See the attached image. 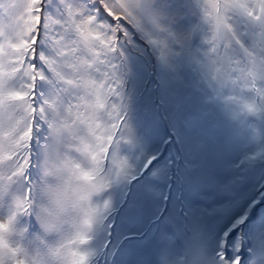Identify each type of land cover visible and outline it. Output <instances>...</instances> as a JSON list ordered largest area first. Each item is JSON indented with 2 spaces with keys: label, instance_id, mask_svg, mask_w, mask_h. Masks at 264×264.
Masks as SVG:
<instances>
[{
  "label": "snow or ice",
  "instance_id": "6c2138e0",
  "mask_svg": "<svg viewBox=\"0 0 264 264\" xmlns=\"http://www.w3.org/2000/svg\"><path fill=\"white\" fill-rule=\"evenodd\" d=\"M60 4L55 17L45 0H0V264H118L146 221L157 251L134 264H189L174 218L154 211L155 181L176 177L153 154L155 121L180 138L182 182L212 175L215 139L189 132L192 110L225 128L230 174L237 155L264 168V0ZM251 259L264 264V240Z\"/></svg>",
  "mask_w": 264,
  "mask_h": 264
},
{
  "label": "rangeland",
  "instance_id": "374dc122",
  "mask_svg": "<svg viewBox=\"0 0 264 264\" xmlns=\"http://www.w3.org/2000/svg\"><path fill=\"white\" fill-rule=\"evenodd\" d=\"M90 3L91 0H87L81 9L87 11ZM61 9L63 11V6ZM45 14L51 15L49 0H45ZM101 18L107 22L105 17ZM143 78L154 83L151 70H145ZM139 107V101L133 105L134 116L138 115ZM185 126L189 132L214 138L215 144L201 154V159L205 162L202 175L211 172V177H197L182 182V170L179 168L183 157L180 138L170 136L159 118L155 121L157 136L153 142V154L157 159L166 157L169 161H174L173 171L176 172V177L171 187L162 181H155V191L161 193V196L153 195L154 211L174 218L177 259L187 255L189 264H227V261L220 259L227 251L230 258L240 255L242 264H253L251 257L255 248L264 240V168L259 164L252 167L241 165L243 157L237 155L235 165H239L243 171H238L235 175L229 173L218 152L226 135L219 120L200 119L192 110L187 113ZM181 189L184 196L182 200H178L174 193ZM120 195L124 197L125 192ZM162 195H169L170 200L162 202ZM2 213L3 209H0V214ZM131 227L132 232L136 233L130 234L131 243L122 247L118 257H113L118 264H134L137 260L156 254L153 233L157 229L154 223L146 221L142 225L132 224ZM142 234H147L148 239H143Z\"/></svg>",
  "mask_w": 264,
  "mask_h": 264
},
{
  "label": "bare ground",
  "instance_id": "6f19581e",
  "mask_svg": "<svg viewBox=\"0 0 264 264\" xmlns=\"http://www.w3.org/2000/svg\"><path fill=\"white\" fill-rule=\"evenodd\" d=\"M67 4L72 5L74 8H79L81 9L83 3H86L87 0H65ZM61 5L60 0H51L50 2V9H51V15L55 17H59L61 14Z\"/></svg>",
  "mask_w": 264,
  "mask_h": 264
}]
</instances>
